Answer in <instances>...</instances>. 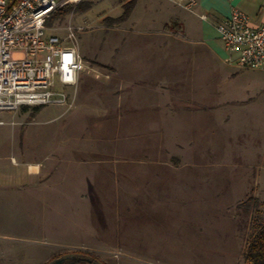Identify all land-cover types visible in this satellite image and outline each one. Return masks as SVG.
<instances>
[{
    "label": "rangeland",
    "instance_id": "rangeland-1",
    "mask_svg": "<svg viewBox=\"0 0 264 264\" xmlns=\"http://www.w3.org/2000/svg\"><path fill=\"white\" fill-rule=\"evenodd\" d=\"M85 1L49 19L45 35L65 39L68 27H80L65 44L109 77L96 81L82 75L70 109L20 107L0 112V198L7 200L0 203V243L14 245L0 251L13 252L14 259L21 261L23 242H8L12 240L1 235L40 236L30 226L24 229L23 211L36 214L41 205L34 200L31 207L24 206L22 196L28 185L33 197L63 193L65 245L91 247L43 244L46 249L39 251V245L32 243V263L63 256L92 257L97 264H140L143 258H155L156 264L172 259L173 264H246L243 255L249 239L256 224L264 220V66L238 69L228 65L225 57L221 61L180 42L163 48L157 44L154 58L149 53L152 48H144V57L128 56L125 51L123 58V26L115 21L123 12L121 0ZM142 8H137L135 17L152 13ZM161 15L153 14L160 16V22ZM151 66L162 90L156 96L160 103L177 104L174 111L171 105L158 108H171L163 113L180 121L158 122L148 112L133 114H143L145 107L125 96L123 86L141 76L145 80L143 71ZM29 163L41 169L38 177L45 185L38 186L39 192L31 186L37 177L25 172ZM10 181L28 184L9 189L4 184ZM155 195L160 201L148 199ZM73 197L85 201L75 204ZM81 205L90 210L89 220L95 215L94 222L110 221L90 229L96 235L106 230L101 244L87 232H81L85 241L72 242L71 212ZM104 211L110 217L100 218ZM154 232L155 246L169 249H136L137 238L150 240ZM200 239L202 247L195 248L194 242Z\"/></svg>",
    "mask_w": 264,
    "mask_h": 264
},
{
    "label": "crops",
    "instance_id": "crops-1",
    "mask_svg": "<svg viewBox=\"0 0 264 264\" xmlns=\"http://www.w3.org/2000/svg\"><path fill=\"white\" fill-rule=\"evenodd\" d=\"M85 0H81L78 4L74 5H82ZM195 6L192 10L187 11L185 10L188 15L181 14L180 10L177 8H180L176 6V4L164 0V1H158V0H134V6L128 15V17L121 22V26H123V37L121 36V40L123 41V47L126 49L123 51V58L126 56V52L129 55H134V57H144L145 51L144 48H152L153 51L149 50V53L151 54V58L156 57L155 53V47L158 44V47H168L169 44H176L177 42L185 43L190 48L192 46H195L199 48L200 50H203L207 53H209L214 58H219L221 61H223L224 52L222 49L221 41L219 40L218 33L216 30V25L221 22L230 12L231 8H238L240 11H242L244 14L247 15V17L250 20V24L253 27H257L260 24L264 23V0H195ZM120 5H122L120 3ZM139 6H143L144 11H152V13H148V15L143 17H135V12ZM162 13L161 17L162 20L157 18H160V16H157L154 18L153 14H159ZM201 16H204L205 18H202ZM154 25V26H153ZM155 27V28H154ZM159 27V28H158ZM184 27V28H183ZM142 42L145 43L144 46H142ZM173 46V45H170ZM133 48H135L133 50ZM143 54V55H140ZM155 55V56H154ZM149 56V55H148ZM162 56V55H161ZM164 56V55H163ZM152 62V60H150ZM153 64V62H152ZM155 73L153 66L150 67L148 71H143V74L147 76L145 80H141V77L138 81L132 82L130 85L123 86V91H125V96L129 97V99L134 100V102L137 100L138 105H142V107H145V110L143 114H140V111H135L133 114L135 116H143L145 113L148 112V116H151V120L153 121H167L168 123H173V121H180L181 119L177 120L178 118L174 117V115H170L169 113H163L165 112V109L167 112H169L172 108V111L176 109V103L175 101H168L166 103H160V99L156 97L157 95H161L162 90L158 89L157 81H154V78L152 75ZM121 74V72H120ZM127 84V83H126ZM80 86V85H79ZM81 89V87H80ZM78 98V97H77ZM79 100V99H78ZM130 104H132V101H130ZM134 104V103H133ZM159 105H171V108H165L163 110H160L158 107ZM146 106L147 109H146ZM137 110V108H136ZM161 111V112H160ZM170 130V129H169ZM25 172L27 175L31 177H37V180L31 185L35 189L41 191L38 186L45 185L42 182V179H39V173H40V167L36 164H25ZM91 180V183L93 184V176L89 177ZM11 183L4 184L5 187L9 189L16 188L15 186L22 188H25V186L28 184L24 183L21 184L20 181H10ZM91 184V185H92ZM49 184L46 183V186ZM50 186V185H49ZM61 187V186H60ZM27 190L31 191V189L27 185ZM24 191V194L22 196V200L24 203V206L26 208L31 207V202H41V205L39 206V211L35 213H28L25 210L23 211L24 219L27 218V220L24 221V229L30 226L33 230L31 232L36 233L40 235L39 237H15L2 234L1 237L11 239L12 241L8 242H15L16 240H20V242H23V258L21 261H16L14 259L15 253L10 251H0V264H43L44 261H37L32 263L31 258V245L32 243L34 245H39V248H36L39 251L45 250L46 248H43L42 245L51 246L55 248H77V249H89L91 247L88 246H75V245H65L68 244L64 242L63 239V231H64V206L65 205V196L63 193L55 194L54 197H47V195L40 194V197H33V194ZM58 191L57 189L55 192ZM61 191V190H60ZM47 193V192H46ZM43 196V197H42ZM88 200L90 195L87 197ZM149 200H152L153 202L160 201L158 196L149 197ZM73 203L77 204L79 202L80 204H83L81 202H84L85 200L81 199L80 197H73ZM87 200V201H88ZM7 201L3 197L0 198V203ZM74 206V204H73ZM76 206V205H75ZM82 209V205L80 207ZM79 209V210H73L74 212H71V215H74L72 217L73 219V227H71V238L72 242L74 241H85L87 238L85 235L81 234V232H87L88 237H94L97 236V239L100 240V242L96 241V244H101V239L105 237L106 230L101 234L96 235V230H93V234H91L90 229L95 228L94 224L98 222H94V217H90L89 220L88 217L90 216L88 213H90L89 209ZM68 211H72L68 209ZM89 211V212H88ZM159 214V213H158ZM110 217L109 213H106L105 211L99 215L100 218H106ZM169 217V215L167 216ZM74 218H77L78 220L74 221ZM98 224H101L103 226L109 225V222H106L105 219L100 221ZM123 234V233H122ZM155 232L152 233L151 236H153L150 240H146V238H137L136 241V249L139 250H146V251H154L155 249H169L166 246H155ZM78 235H82V237H78ZM75 236H77L78 239H75ZM100 236V237H99ZM172 236H174L172 234ZM99 237V238H98ZM107 237V236H106ZM18 238V239H16ZM136 237H134L135 239ZM202 239L194 242L195 248H201L202 247ZM223 238L217 239L218 243H221ZM71 242V243H72ZM105 241H103L104 243ZM107 243V242H105ZM104 243V244H105ZM123 243V237L121 239V244ZM1 244V243H0ZM106 245V244H105ZM14 247L12 244H1L0 250H6L7 248ZM104 247V246H103ZM123 249V245L120 246ZM118 246V248H120ZM32 248V249H33ZM172 248H174V243ZM92 249H94L92 247ZM46 251H44V254ZM20 254V253H19ZM37 255V254H36ZM160 255V254H159ZM42 256V253L39 254V258ZM161 256V255H160ZM162 257V256H161ZM119 261L123 262V258H121ZM140 264H156L157 259H145L139 260ZM174 260L168 262V264H173ZM122 264V263H121Z\"/></svg>",
    "mask_w": 264,
    "mask_h": 264
},
{
    "label": "built area",
    "instance_id": "built-area-1",
    "mask_svg": "<svg viewBox=\"0 0 264 264\" xmlns=\"http://www.w3.org/2000/svg\"><path fill=\"white\" fill-rule=\"evenodd\" d=\"M78 1L0 0V112L20 107L70 109L82 75L96 81L109 77L65 44L82 30L80 27H68L65 39L45 35L47 21ZM167 1L187 11L196 4L195 0ZM216 30L228 65L238 69L264 66V23L253 27L247 15L234 7Z\"/></svg>",
    "mask_w": 264,
    "mask_h": 264
},
{
    "label": "trees",
    "instance_id": "trees-1",
    "mask_svg": "<svg viewBox=\"0 0 264 264\" xmlns=\"http://www.w3.org/2000/svg\"><path fill=\"white\" fill-rule=\"evenodd\" d=\"M122 14L115 20L118 23H121L123 20H125L128 15L130 14L134 0H121ZM72 5H67L66 7H63L60 9L57 13H55L51 18L55 19L59 15L67 14L71 11ZM49 21H47L48 23ZM46 23V24H47ZM38 108H34V110H37ZM63 258V256H56L52 260L48 261L45 264H50L51 262ZM244 262L246 264H264V220L260 223H257L254 227V232L252 236L249 239V242L246 247V251L243 255ZM97 263L96 258L90 257V259L84 258H67L65 259L61 264H93Z\"/></svg>",
    "mask_w": 264,
    "mask_h": 264
},
{
    "label": "water",
    "instance_id": "water-1",
    "mask_svg": "<svg viewBox=\"0 0 264 264\" xmlns=\"http://www.w3.org/2000/svg\"><path fill=\"white\" fill-rule=\"evenodd\" d=\"M64 260H65V258H60V259H57V260L51 262L50 264H61ZM93 264H97V263H93Z\"/></svg>",
    "mask_w": 264,
    "mask_h": 264
}]
</instances>
